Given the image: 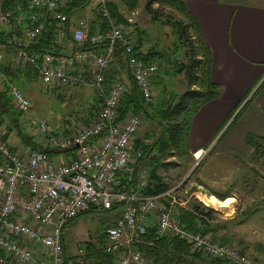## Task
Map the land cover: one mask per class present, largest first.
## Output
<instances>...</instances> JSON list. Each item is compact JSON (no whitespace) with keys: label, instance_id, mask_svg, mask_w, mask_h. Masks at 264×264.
<instances>
[{"label":"built area","instance_id":"2783aa9c","mask_svg":"<svg viewBox=\"0 0 264 264\" xmlns=\"http://www.w3.org/2000/svg\"><path fill=\"white\" fill-rule=\"evenodd\" d=\"M65 1L24 0V6L18 4L13 9L0 10L2 27L26 20L30 23L21 37H14L5 44L14 48L17 62L32 64L37 77L45 84L91 85L102 97L97 116L64 135L56 132L48 120L34 116L29 98L16 84L8 83L15 110L43 134L52 149L67 156L55 160L37 149L26 154L17 152L3 139L0 128V264H62L64 226L91 205L107 209L114 202L122 203L121 211L106 229L104 249L115 255L120 264H155L136 247L149 226L153 211L156 215L151 225L159 236L171 234L214 259L225 260L226 264H264L261 258L251 256L230 242H222L210 233L184 229L173 214L174 207L186 203L177 195L182 182L155 195H140L134 188L130 191L115 188L116 174L122 169L129 173L134 169L131 149L139 118L128 113L119 120L118 105L126 85L116 79L105 91V71L115 47L120 45L140 94L145 101L151 102L154 91L150 79L158 64L155 60L145 61L132 55L134 45L129 30L112 20L105 0H96L107 20L105 30L89 34V26L84 21L70 30L75 42L104 45L101 52L75 49L56 57L50 52L39 56L29 54L26 48L45 27L44 12L58 21L59 38L65 37L68 29V18L62 10ZM2 59L0 52V68ZM85 62L92 68L90 80L77 73V64ZM0 77L4 75L0 73ZM206 151H193L195 164L203 159ZM147 176L145 169L140 171V186L147 183ZM163 199L166 204L162 206ZM26 241L40 246L41 253L48 258H35ZM85 263V250L79 249L73 264Z\"/></svg>","mask_w":264,"mask_h":264},{"label":"trees","instance_id":"16d2710c","mask_svg":"<svg viewBox=\"0 0 264 264\" xmlns=\"http://www.w3.org/2000/svg\"><path fill=\"white\" fill-rule=\"evenodd\" d=\"M91 1L92 0H66L62 4V10L70 19V17L77 10L87 7ZM118 1L123 4L127 12L134 10L139 2V0ZM156 1L161 5L165 4L170 6L175 11L180 13V18H174L171 14H168L166 16V22L164 23L170 24L177 36V42L172 44L171 52L169 54L174 53L176 56L178 52L185 51V54L188 55L187 62H179L176 58L173 59L174 61H171L169 60L168 54L167 63L169 64L172 62L176 72H185L188 80V86L181 95L173 92L168 99L163 98L158 104H146L133 79H131L130 86L126 88V92L119 105V112L121 116L125 115L127 112H133L139 116L141 115L143 119L149 121V123H152L153 121L158 125L159 128V131L155 136H151L150 129H147L141 137H135L131 149V156L134 159L133 173L128 176L127 171L124 169L118 172V179L120 183L115 188H125L128 191L134 188L140 195H155L162 193L169 188L167 183L164 182L163 176L159 172L160 169H166L171 165L178 164V161L169 160L170 158L176 156L181 158L190 154L187 140L193 115L199 110L201 106L218 97L221 93V86L211 81L210 51L202 39L198 21L186 7L185 0ZM18 4L24 6V0H1L0 10H10ZM151 5L152 0H147L144 6L152 15L153 21H156L158 18V11H153ZM107 6L115 21L124 25L128 24L124 13L119 8L117 0H108ZM44 22V29L26 48L29 54L39 56L44 52H50L54 57H56L63 54H69V49H71V51L75 49H86L98 53L101 52L104 47L102 44L93 45L89 41H84L82 43L75 42L69 34L65 35L63 41L58 36L60 29L58 21L44 12ZM29 26V22H23L20 24L12 23L7 28L0 26V45L7 44V41L14 37H21L23 31ZM88 28L89 34L95 31H103L106 28L105 20L100 14L95 12V17L91 24H89ZM131 31L137 34V43L135 44L133 51L134 55L142 58L145 61L153 59L155 56H164L162 52L154 48L142 49L140 34L142 31H140L137 26H134ZM5 48H8V51H11L15 55L14 48L11 46H5ZM122 51L123 50L120 45L115 47L112 59L110 60L109 66L105 71V79L103 82L105 87H108L112 79L118 75L117 73L119 70L127 71V65L124 62ZM82 64L88 66L89 70L91 71L92 68L88 62ZM77 66H79V64H77ZM89 70L85 69V73L88 74V76H85V73L82 74L88 80H90L92 77V72H89ZM0 73L4 75V78L0 77V126L5 125L6 129H4V132L2 130L1 131L3 139L7 140L12 128L18 125L17 116L18 114L20 115V113L13 107L12 99L8 92V83H14V81L18 79L32 80L38 77L36 75L35 67L32 64L21 63L17 61L16 64H13L9 61L2 63ZM5 81L8 82L5 83ZM83 85L84 84H80L77 86L83 87ZM52 89L57 92L58 89H61V86L53 85ZM255 91L252 93V95L255 93ZM247 94L242 98L241 102L247 96ZM100 101L101 99L98 96L94 97V102H92V106H90L89 110V107L87 108L86 114L84 116L81 114L76 118H80L81 121H84L85 123L83 124H88L91 118L96 114ZM241 102H239L237 106H239ZM246 103H244L242 107L236 112L232 118V121L238 116ZM178 117L180 118L178 119ZM71 131V129L65 128L62 130V133H60L68 135L71 133ZM21 138L30 145L31 150H41L51 156V150H43L41 146H38L39 144L33 141L30 136H22ZM245 142L252 148L254 153H257L259 152L258 150L260 147L263 146L264 134L255 135L252 133H247L245 136ZM212 147L213 146H211V148ZM143 169H145L148 173L147 183L144 186H140L138 184V180L140 171ZM193 171L194 170H192V172ZM128 177H130V180ZM199 183L202 185V182ZM180 189H182V185ZM214 195L220 200H223L227 197L226 195L216 193ZM121 206V202H114L112 206L107 209L91 205L85 211L77 214L67 224L76 220L82 213L98 211L99 209H118L121 208ZM173 214L184 229L193 232L200 231L203 233H210L212 237L218 238L222 242H229V239L233 240V238H230L229 236L234 235L230 233L219 234L218 231L225 229L227 224L231 221V224H234L233 221L235 218L233 217L231 220H225V222H223L224 224L222 222L217 223L218 220L215 218L217 212L211 208H207L195 199L191 202L189 201L187 207L176 206V210L173 212ZM213 221L216 222L214 223ZM236 221L239 222L235 223L236 225H241V221H238L237 219ZM110 225L112 224H108L102 234L90 236L89 239L84 242V247L80 246L81 249L85 250V258H87L88 264H113L114 260L117 259L115 255L106 252L104 249L106 242V229ZM140 238L141 242L136 243V247L140 249L146 257L152 259L156 263L226 264L225 260L223 259L208 258V256L205 255L201 249L192 250V246L189 243L184 240L177 239L171 234H164L161 236L157 235L155 228L152 225L147 226L146 231L140 236ZM63 242L62 254L64 261L62 264H71L70 261H75L77 255L75 257L73 255L69 256Z\"/></svg>","mask_w":264,"mask_h":264},{"label":"rangeland","instance_id":"374dc122","mask_svg":"<svg viewBox=\"0 0 264 264\" xmlns=\"http://www.w3.org/2000/svg\"><path fill=\"white\" fill-rule=\"evenodd\" d=\"M93 1L95 4V10L98 13L96 1L92 0V2ZM146 1L147 0H139L134 10L126 12L124 6L117 0L119 8L125 13V17L131 18V22L128 23L129 25L126 26L125 29L130 30L129 38L132 43L134 45L137 43V34L132 32L131 29L133 26H137L139 30L142 31V33L140 32L142 49L154 48L164 54V56L161 57H154V60L158 64V69L152 79L154 99L151 103L158 104L163 98L168 99L173 92L181 95L186 90L188 80L185 72H176L173 63L171 62L168 64L167 60L168 57L171 61H174L173 59L176 58L177 61L186 63L188 55L185 54V51L178 52L176 56L174 53L169 54L171 52L172 44L177 42V36L172 26L164 22H166L165 20L168 14H171L174 18H180V13L168 5H161L156 0H152V10L158 11V18L156 21H153L152 15L144 6ZM234 1H244L248 3L257 2V0ZM88 12L90 14V19L94 18L91 15L90 10ZM81 13H84V11L79 9L73 14V17L76 18ZM61 40L64 41V38H61ZM0 52L3 55L2 63L9 61L16 64L15 55L11 51H8V48H5V45H0ZM168 54L169 56L167 57ZM117 74L121 81L126 85V88H128V80L125 70H119ZM6 82L8 81H5V83ZM14 84L18 86L32 103L31 113L34 114V116L48 120L58 133H62V130L65 128L74 130V128L83 125L85 122L76 117L81 114L84 116L87 108L89 107V110L90 106H92L94 97L97 96L94 87L89 85H83V87L77 85H65L61 86V89H58L56 92L52 89L53 85L45 84L39 78H34L32 80L18 79L14 81ZM257 100H264V83L259 88L258 94H256L253 103ZM253 106L254 105L252 104L251 107ZM17 118L18 125L12 128L9 135L10 143L17 148L15 151L21 152L26 144L25 142H21L22 136L28 135L33 141L37 142L45 140L43 134L40 133L36 127H33L25 116L18 114ZM179 118L180 117H178V119ZM0 127L4 132V129H6L5 125ZM147 129H150L151 136H155L159 131L157 124L153 121L152 123H149V121L143 119L140 115V126L135 137H141ZM225 134L219 140V145L222 146L223 144H227V149H229L228 151L230 154L239 157V159H243L244 163L246 162L245 167L247 172L244 177H234V179H229L219 185L210 186L198 176L206 177L207 180V172L209 170H221L220 164L224 160H217V158H212V156L207 158L204 156V159L198 162L199 164H195V159L192 154L193 152L181 158L178 156L172 158L171 160L178 161V164L171 165L159 172L163 174L164 182L167 183L170 188L175 186L178 182H182L183 190L179 194L181 199L185 200L189 197L190 202L195 199L201 204L205 201V205L203 204L204 206L217 212L215 217L216 220H218L217 223H223L227 219L231 220L229 219L230 217L235 218L233 221L234 224L239 223L236 219L241 221V224L243 225L242 235L248 238L251 247L255 246L253 240H258L264 243V143L258 150L259 152L254 153L252 151L250 155H247L240 151L243 150V139L237 136L232 141L227 142L228 136ZM214 142L211 143L210 146H212ZM210 148L211 147H209L206 152H208ZM60 155L61 159L66 158L64 153H61ZM54 159L58 160L59 158ZM192 170L194 171L192 172ZM199 181H202L203 185H201ZM213 188H218L220 190L226 189L227 193L231 194L234 199L228 197L230 202L229 204L224 205L223 203L226 199L220 201V199L214 195L217 191L213 190ZM211 195H214L217 200H214ZM175 210L176 208L174 207L173 211L175 212ZM115 215H119V208L112 210L99 209L98 211L82 213L76 220L69 223L64 230V245L67 254L69 256L73 255L74 257L78 255V250L81 249L80 246L84 247V242H86L90 236L102 234L108 224H111ZM231 222L227 225H231ZM228 241L232 242L234 246H237L234 239H229ZM37 247L40 248V246ZM244 250L251 256L261 257L258 254L254 255V253H251L248 248H245ZM34 253L37 256L41 253V250L39 252V249L36 248V252ZM207 256L208 258H212L209 255ZM261 259L264 261V258L261 257ZM73 263L74 260L71 261V264ZM85 264H88V261ZM113 264L120 263L116 259Z\"/></svg>","mask_w":264,"mask_h":264},{"label":"crops","instance_id":"0c3cea01","mask_svg":"<svg viewBox=\"0 0 264 264\" xmlns=\"http://www.w3.org/2000/svg\"><path fill=\"white\" fill-rule=\"evenodd\" d=\"M93 4L94 1H91L87 7L82 9L84 13H81L78 17L74 18L72 15L69 19L71 25H73V23L76 25L80 19L84 18L82 20L89 26L93 21L92 19H94H90V14L88 12L90 10L93 16L95 10V4L94 6ZM185 4L197 19L202 39L210 51L211 81L221 86L220 95L205 103L193 115L187 140L190 153L197 149L207 150L211 147L210 144L215 141L212 145L213 147L210 148L212 151L209 150L205 157L212 156V158H217V160H224L220 164L221 170H209L207 172V180L206 177H198L208 185L216 186L229 179H234V177H244L247 172L245 167L246 162L244 163L243 159H239V157L230 154L228 151L229 149H227V144H223L222 146L219 145V140L224 134L228 131L225 134L228 136L227 142L232 141L237 136L243 139V150L240 151L247 155L252 153V148L244 142L246 134L248 132L255 135L264 134V100H257L253 103L259 88L264 83V0H257L256 3L234 0H185ZM93 17H95V14ZM128 25L129 24H127V26ZM133 28L134 26L132 29ZM68 51L71 52V49ZM85 69L89 70V67L85 64H79V66H77V73L82 75L85 73ZM89 72L91 71L89 70ZM125 72L129 87L132 78L128 71ZM86 75L88 76V74L85 73V76ZM254 91L255 93L252 95ZM246 94L247 96L241 102ZM239 102H241V104L237 106ZM244 103H246V105L232 121L233 116ZM252 104L254 105L253 107H251ZM9 135L6 140L7 143L13 150H17L16 146L10 143ZM21 142L25 141L21 139ZM35 142L39 144L38 146H41L43 150H51L50 155L53 159L61 158V153L55 150L53 151L46 139ZM30 150V145L26 143L21 153L26 154ZM64 155L67 156L66 153H64ZM160 174L163 175L161 172ZM182 190L183 188L177 192L178 197ZM213 190L217 191L215 192L216 194L226 195L227 197L225 199H228V197L233 198L231 194L227 193L226 189L220 190L218 188H213ZM211 196L214 200H217L214 195ZM160 204L163 206L166 204V200H161ZM120 211L121 208H119V213ZM155 215L156 212L153 211L148 221L149 225H151ZM115 218H117V215L114 216V219ZM231 218L233 217L229 219ZM213 222L215 223L216 221ZM66 226L62 231V242L65 238L64 230ZM218 232L219 234L230 233L234 235L235 238L234 236L229 237L237 242V246L243 249L248 248L254 255L258 254L264 258V243L253 240L255 246L250 247V241L247 237L242 235V224L227 225L225 229L219 230ZM26 244L32 249L35 258H48L43 252L37 256L35 255L34 252H36V248L39 249V252L41 249L38 248V245H35L34 242L26 241Z\"/></svg>","mask_w":264,"mask_h":264},{"label":"bare ground","instance_id":"6f19581e","mask_svg":"<svg viewBox=\"0 0 264 264\" xmlns=\"http://www.w3.org/2000/svg\"><path fill=\"white\" fill-rule=\"evenodd\" d=\"M96 1V0H95ZM105 2H106V6H107V0H105ZM96 5H97V7H98V14H100L101 15V17L105 20V23H106V25H107V20H106V18L101 14V12H100V9H99V7H100V5H99V2H97L96 1ZM107 8H108V6H107ZM108 11H109V9H108ZM64 12V11H63ZM65 13V12H64ZM66 14V13H65ZM109 14H110V17L112 18V20L115 22V23H118V24H120V25H122L124 28L127 26V25H124V24H122V23H119V22H117V21H115V19L113 18V16L111 15V13H110V11H109ZM67 16V15H66ZM67 18H68V29H67V32H66V34H69L70 36H71V34H70V30L73 28V27H75L77 24H78V22L79 21H82V20H79L78 22H77V24L76 25H71V23H70V20H69V17L67 16ZM129 19H131V18H126V20H127V22L129 23V22H131V21H129ZM24 22H29L28 20H26V21H24ZM85 22V21H84ZM30 24V23H29ZM134 45V44H133ZM135 46V45H134ZM134 51V50H133ZM123 52V51H122ZM132 55H134L133 53H132ZM134 56H136V55H134ZM136 57H138V56H136ZM124 58V57H123ZM140 58V57H139ZM142 59V58H141ZM150 60H154V58L153 59H150ZM124 62H125V64L127 65V71L129 72V74H130V76H131V78L133 79V77H132V74H131V72H130V69H129V66H128V64H127V61H126V59L124 58ZM155 74H156V72L153 74V76L151 77V79H150V85H151V88H152V79H153V77L155 76ZM116 79H120V77H119V75H116L113 79H112V81H111V83L108 85V87H105L104 86V84H103V86H104V89H105V91H107L109 88H110V86H111V84H112V82L114 81V80H116ZM121 80V79H120ZM134 81V80H133ZM135 83V82H134ZM136 85V84H135ZM89 86H91V85H89ZM92 87H94V86H92ZM94 89H96V92H97V96L101 99V101H100V104H99V107H98V111L96 112V114L94 115V117L91 119V120H93L96 116H97V114H98V112H99V110H100V107H101V103H102V97H101V95L99 94V91H98V89L96 88V87H94ZM153 89V88H152ZM126 92V91H125ZM125 92H124V94H125ZM124 94H123V96H124ZM123 96H122V98H123ZM142 96V95H141ZM122 98H121V100H122ZM143 98V97H142ZM154 99V98H153ZM121 100H120V102H121ZM143 100H144V98H143ZM145 101V100H144ZM153 101V100H152ZM151 101V102H152ZM151 102H147V101H145V103L146 104H150ZM119 105H120V103H119ZM119 105H118V113H119V120H123V118L125 117V115H127L128 113H131V114H135V115H137L138 116V118H139V123H140V116L138 115V114H136V113H133V112H127L125 115H123V116H121V114H120V112H119ZM90 120V121H91ZM140 126V125H139ZM138 129H139V127H138ZM137 132H138V130H137ZM136 132V133H137ZM136 135V134H135ZM134 139H135V136H134ZM134 170V169H133ZM133 173V171H131V173H129L128 171H127V175L128 176H130L131 174ZM116 179H117V182H116V184H115V187H117V185L119 184V180H118V173L116 174ZM128 179L130 180V177H128ZM138 184H139V180H138ZM180 198V197H179ZM181 199V198H180ZM181 200H184V199H181ZM186 203H185V205L184 206H188V203H189V197H188V199H185L184 200ZM204 203H205V201H203ZM229 202H230V200L229 199H226V201L223 203L224 205H226V204H229ZM178 239V238H177ZM192 250H196L197 248H194V247H192L191 248ZM155 264H159V263H156L155 262Z\"/></svg>","mask_w":264,"mask_h":264}]
</instances>
